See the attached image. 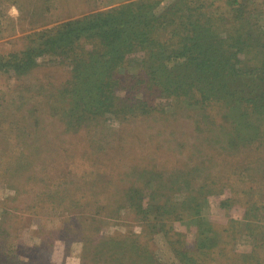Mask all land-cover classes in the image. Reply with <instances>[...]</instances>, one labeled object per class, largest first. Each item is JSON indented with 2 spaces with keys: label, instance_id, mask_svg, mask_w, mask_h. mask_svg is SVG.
<instances>
[{
  "label": "rangeland",
  "instance_id": "rangeland-1",
  "mask_svg": "<svg viewBox=\"0 0 264 264\" xmlns=\"http://www.w3.org/2000/svg\"><path fill=\"white\" fill-rule=\"evenodd\" d=\"M138 1L0 0V264H264L259 73L242 90L231 68L208 94L213 79L182 64L166 20L155 49L117 65L106 104L99 75L65 50L69 23ZM188 1L202 4L194 28L213 17L257 34L240 63L264 58V0ZM185 2L152 0L150 15ZM244 6L247 23L224 21Z\"/></svg>",
  "mask_w": 264,
  "mask_h": 264
},
{
  "label": "trees",
  "instance_id": "trees-1",
  "mask_svg": "<svg viewBox=\"0 0 264 264\" xmlns=\"http://www.w3.org/2000/svg\"><path fill=\"white\" fill-rule=\"evenodd\" d=\"M235 2L236 4H240L242 0H235ZM151 5L152 0L130 2L124 4L121 8L114 9L108 14L99 13L93 19L87 21L84 19L72 21L69 24L73 26H70L67 30L62 29L63 36H69L66 40V46L69 48L66 47L65 50L75 49L76 55L74 56L75 60H78L77 65H79L80 69L90 68L93 70L92 74L97 77L99 75L100 82L97 85V92L103 98L104 103L107 104L108 102L107 87L112 86L110 92L114 94V89L118 85V80L115 78L118 66L132 52H136L137 49H155L158 42L156 43L157 38L152 33L153 27L166 20H169V23L174 26L173 35L168 41L172 44L180 43L176 48H180L178 53L185 58L182 64L192 65L194 68H205L207 76L210 78L209 80L213 79L208 83H204L211 84L212 88L207 90L208 94L215 93L221 87H229V81L232 80L230 78L234 75L231 68L236 69L237 72L235 71V73H238L239 77L246 75L249 77L258 72V80L262 81L264 85V58L255 62L248 61L252 58V52L256 58V51H254L256 49H253L256 46L251 44V42L253 43L252 39L257 34L253 31L245 29L236 31L232 28L226 33L223 30V25L219 24V21L213 22V17V19H208L209 23L206 21L209 24L208 26L203 25L202 28H194L191 18L202 4L195 8L188 0L184 3L185 9L176 6L173 10H167L160 16L150 15ZM238 11V14L236 10L234 13H227L231 15L229 17L225 16L223 18L224 21L227 18L228 20L225 22L229 23V25L239 23L242 26V24L247 23L249 18L252 17L248 15V7L245 8L244 6ZM261 12L263 13L264 11L261 10ZM120 16H126L125 18L138 17L139 24L132 25L129 21H124ZM114 23L118 25L113 26ZM73 34L76 35L72 38ZM119 43L122 44L119 45ZM162 44L167 45L166 42ZM88 45H90V48H88ZM241 54H244L248 60L240 63ZM165 70L167 74L171 68L169 67L167 70L165 66ZM151 72H154L153 68H151ZM168 79L169 82H163L165 86H169L170 82L172 83L171 79ZM251 79L256 81L255 77ZM258 80L254 83L255 87L252 89L255 95L254 99L256 100L262 97L264 99V86L261 87L258 84ZM239 82L240 89L243 90L246 82L244 83L242 77ZM171 90L173 93L177 91L176 89ZM167 91L169 90L167 89ZM205 95L207 94L205 93Z\"/></svg>",
  "mask_w": 264,
  "mask_h": 264
},
{
  "label": "clouds",
  "instance_id": "clouds-1",
  "mask_svg": "<svg viewBox=\"0 0 264 264\" xmlns=\"http://www.w3.org/2000/svg\"><path fill=\"white\" fill-rule=\"evenodd\" d=\"M12 12H13V13H15V12H16V9H15V8H13V9H12Z\"/></svg>",
  "mask_w": 264,
  "mask_h": 264
}]
</instances>
